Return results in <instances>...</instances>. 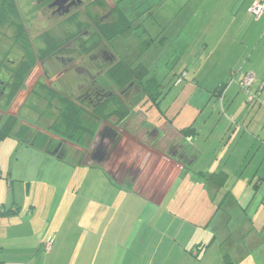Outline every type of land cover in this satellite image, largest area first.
Here are the masks:
<instances>
[{"label":"rangeland","instance_id":"1","mask_svg":"<svg viewBox=\"0 0 264 264\" xmlns=\"http://www.w3.org/2000/svg\"><path fill=\"white\" fill-rule=\"evenodd\" d=\"M15 1L18 15L15 16L14 14L11 18L22 17L24 25L29 31L26 34L29 36L32 46L38 49L47 47L46 39L48 37L44 35L47 30L60 33L65 24L74 30L73 23H66V18L60 17L58 12H52L53 9H49L46 2H39V0ZM85 1L87 2L88 0ZM114 1L107 0L108 7L113 5ZM188 1L165 0L162 3L164 4L162 7H154V9L156 8L155 13L137 9L139 6H134L137 3L133 4V7L132 5L130 6L132 2H129V7L126 6L129 11H125V13L128 14L132 23L139 28L119 36L114 42L117 53L124 60L129 63L142 62L148 67V77H156L159 81L165 82L167 86V91L158 104H136L132 114L127 117L128 122L115 126L117 130H124L120 141L123 153H121L122 155L117 162L119 160L121 162L125 160L133 161V163L137 161L139 165L143 164L145 159L139 154L142 147L136 142L132 144L128 140L126 133H135L134 136L138 142H145L147 145L157 147L159 151H164L165 153L172 146L178 151L183 148V152L186 153L187 143L198 142L202 144V147H200L202 155L195 166L191 169H184L163 203L158 205L150 204L132 194L129 214H123L126 217V221H123L122 226L123 233L116 237V240H119L118 244L122 243L121 241L124 239H128L131 242L129 241L130 243L124 246L125 249L123 246H121L119 251H114L113 249L114 253L110 254L112 256L110 258L114 264L124 260L134 262L138 259L147 263L158 264L163 255V250L168 255L173 256L176 252V249H173L174 245L179 244L180 238L186 237L185 242L188 243L191 240L188 249L201 240L210 242L206 250L202 251L203 253L200 254V257L187 249L186 255L190 257L188 258V264H227L224 258L227 253L231 257L230 260H233L231 264H249L250 262L264 264V236L260 230L264 221V207L257 206L258 196L254 197L253 187L251 184L246 183L251 178L246 169L247 166H245L250 162L259 164V157L264 149H259V145L262 144L260 141L255 146H252L250 141H246L245 137L241 136L243 130L240 127L236 130L232 126L228 130L225 123L218 127L214 126L216 113H220V108L215 109L213 107L214 99L212 100L213 102L209 100L210 95L200 87V84L196 85L194 82L195 73L199 70L204 72L206 69V54L201 53L196 59L190 60V51L185 52V48L189 46L188 37L186 36L189 31L188 23L186 22L183 25H178L177 23V16H180L181 11H185L184 6ZM193 1L198 4L201 0ZM86 2H83L82 7L78 9L81 13L79 15L81 19H87V14L84 10ZM89 9L101 14L107 12L106 8L100 9L97 5H92ZM184 15L185 12H182L181 16ZM143 29L153 39L148 44L144 43L145 41L139 37ZM16 31L17 29L15 30L13 26L8 28L10 34H15ZM6 42L5 45L7 46L12 44L9 41ZM68 42V39H66L65 43ZM108 49L114 52L110 46ZM47 54H40L42 58L46 59L45 68L50 70L52 78L66 91H75L78 87V91L84 92L86 87L97 85V80L102 79V76L105 78L106 63L100 59L99 56L101 55L97 54V56L94 53L85 55L74 51ZM60 54L63 57L74 56L76 59L69 61L63 66L57 59ZM37 58L36 54L32 57V59ZM39 60L41 59L34 60V66L27 76L26 83L29 87L40 76L42 80L48 82V79L44 76L43 66L37 64ZM76 67L81 69V73L75 70ZM82 67L88 68L92 74H89ZM182 72L187 73L186 77L182 82L176 83ZM59 75L61 77L57 79L56 77ZM58 80L60 81L58 82ZM83 92H80V94ZM102 92L104 91L102 90ZM130 92L131 96L129 97L132 98L136 91L132 89ZM27 94L28 88L23 92L20 91L18 102L23 101ZM244 95L247 100V95L245 93ZM27 104L35 108V114H30L32 118L46 109L50 117L49 121L52 122L55 112L49 107L48 102L46 103L44 100L43 105L40 99L32 96ZM244 105L245 108L251 106L248 107L250 108L248 109V115L251 117L255 115L257 107H254L259 104L255 102L253 106L251 103L247 105L244 102ZM211 111H216V113L210 115ZM106 119L103 123L109 124L116 120L115 116ZM145 120H148V122H146V126H143L141 123ZM46 122L48 123V121ZM164 124L181 127L194 124L198 129L199 135L196 138L193 137L194 135H190L186 137V141H183V143H181V140L174 143L175 136L171 130H166L164 136H156L152 133L153 129L147 128L148 125L161 128ZM253 127H255L254 123ZM259 133L261 134V131ZM14 137L13 134L9 135L0 144L1 168L5 174L11 171V180L15 183L19 205H25V210L27 211L31 206L35 207L34 211L29 214L31 217L28 220L30 229L26 224L28 231L32 230L36 231V233H42V236H48L50 233L55 234V231L66 232L67 235L69 231L74 235L75 232H80L82 227H88L90 220H83L82 224V214L77 211L78 207L88 197L87 188L91 184L89 178L84 176L83 168L72 166L59 158L41 152V150L39 151L19 141L16 142L17 140L15 141ZM85 137L91 139V134ZM261 138L263 137L261 136ZM99 142L100 138L95 146ZM217 143L220 144L217 145L218 149L216 150ZM73 157L74 154L70 157V161L73 160ZM112 157L110 166L114 164V159L116 158L114 155ZM155 159L157 160L155 155L151 157L148 164L149 167L151 164L153 165ZM163 161L164 157L161 162ZM213 165L226 166L230 169V171L226 170L228 172L226 185H220L218 188L214 186V189H212L211 184L208 185L205 182V176L202 175L208 174V169ZM149 167L148 171L152 168ZM159 168L164 169L163 166L157 165L153 175L158 173ZM113 169L115 170L116 168ZM236 169L240 171L237 172ZM242 170L244 171L241 172ZM98 171H101L98 172L100 181L102 179L109 181V176H106L101 168ZM141 180L143 181H139V183L144 182V179ZM244 183L247 185H242ZM107 191L105 190L103 193L106 196L105 198H108L107 201L118 197L117 195H110L112 193L111 190ZM252 197H254V201L250 204L251 206L245 207L248 206V202L251 201ZM90 201L93 207L97 208V216L99 213H103L102 209L97 207L93 200L90 199L88 203ZM128 202L129 200L125 199L126 205ZM252 207L258 209L257 216L260 215L259 220L257 218L251 219V217L255 216L257 210L253 215L248 214ZM22 214L26 216L24 210H22ZM87 215L89 218L91 212L85 216ZM245 227L250 228V230ZM115 229L122 231L119 226L115 227ZM237 231L257 232L253 235L255 237V245L253 246L255 251L250 249L249 253L242 251L244 246L236 234ZM214 234L216 236L211 242V236ZM64 236L66 235L64 234ZM50 237L51 235L38 249L41 256H47L50 252V250L47 251L45 248ZM63 239L64 242H62V248L57 258L62 259L65 255L67 261L71 256V250H65V243L67 244L70 238L66 236ZM129 245L134 246L130 248ZM156 248H160V252L152 262V256L147 249L154 251ZM97 255V262L103 264L102 256L104 252L99 251ZM175 259L180 260L181 257L176 256ZM38 260L39 257L35 254L34 261L37 262ZM105 260L107 261L106 258ZM34 261L33 263L35 264ZM50 262L59 263L60 261L52 259ZM84 262L86 263V261ZM182 263L185 264L186 261H182Z\"/></svg>","mask_w":264,"mask_h":264},{"label":"crops","instance_id":"2","mask_svg":"<svg viewBox=\"0 0 264 264\" xmlns=\"http://www.w3.org/2000/svg\"><path fill=\"white\" fill-rule=\"evenodd\" d=\"M163 1L165 0H121L120 6L124 12H127L129 9L126 8V6L129 7V2H132L130 6L137 3L134 5L139 6L137 9H144V11L155 13L156 8L154 9V7H162L164 5L162 4L164 3ZM83 2L86 1L83 0ZM138 3L140 4L138 5ZM252 3L253 0H201L200 3L196 4L193 0H189L184 6L185 11H181L180 16H177V23L178 25H183L186 22L188 23L189 31L186 36L188 37L189 46L185 48V52L190 51V60L196 59L201 53L206 54V69L204 72L199 70L195 73L194 82L196 85L200 84V87L205 90L208 95H210L209 100L212 101L214 99L213 107H215V109L220 108V113L218 114L216 111L210 112V115L216 113L214 126L218 127L219 125L225 123L228 130L232 128V126L236 130L240 127L243 130L241 136L245 137L246 141H250L252 146L258 145L260 141L262 144L259 145V149H264V147H262L264 146V13L260 16H254L248 13V7ZM81 7L82 5L78 6L76 9ZM182 12H185L184 16H181ZM68 16L69 15H67L65 11L60 14V17L62 18H67ZM138 28L139 27L136 26L134 29ZM134 29L124 34H128ZM118 37L119 36L113 40L114 48H116L114 42ZM139 37L142 38L143 41L145 40L144 43H147V40L151 38L145 29L140 32ZM82 68L89 74H92L89 72L88 68ZM78 73H81V71ZM244 73H252L255 76V82L252 86V90L258 94V101L256 104L259 105L254 107H257L255 109V115L251 117L248 115V109H250L248 107L251 106L245 108L244 105V102H246L247 105L250 103L247 102L244 93L239 87V80ZM225 81H228V83L221 96L214 94L217 86ZM29 100L30 98L26 100L27 103ZM252 104L253 106L255 105V103H251V105ZM29 112H31V114H35V108L33 106H29ZM40 113L41 112L38 114ZM47 117L48 118L40 121L41 124L44 123L43 125L37 124L39 123V121L36 123L37 120H30L34 121L33 123L35 125L33 123L31 124L30 121H19L15 131L18 129L19 125L23 124L26 125L25 127H30L32 133H37L38 130H40L38 129V126L49 128V125L54 119L50 122L48 114ZM46 121H48V123ZM2 122L3 119L0 120V125ZM146 122H148V120L143 121L141 124L146 126ZM253 123L255 127H253ZM100 127L97 129L95 134L90 133L91 139L86 137L85 145L77 144L52 132H46L48 137L41 141L42 144L57 145L58 150H60L63 155H67L68 160L67 158H61V156H58L56 152L51 153L45 149L36 147L33 144L21 140L15 133L13 134L15 136V141L17 140L16 142L19 141L23 144H27L32 148L39 151L41 150V152L49 156H54L59 158L61 161L63 160L64 162L70 163L72 166H80L83 168L82 170L84 176L89 178L91 184L87 188L88 197L78 207L77 211L82 214V224L83 220L86 219L90 220V223L88 225L89 228L84 226L80 232H75L74 235L69 231L68 235L66 232L60 233L55 231V234L50 233L48 236H42V233H36V231L32 230L28 231V220L31 218L29 214L34 211L35 207L31 206L27 211L25 210V205H19L15 190V183L11 180V171H8L7 174H5L1 168L2 165L0 161V264H34L33 261L35 254L39 257L37 262L34 261L35 264H99L96 259L99 251L102 253L104 252V255L102 256L103 264H114L113 260L110 258L112 257L110 254L114 253L115 250H121V246L124 248V246L131 242L128 239H124L121 241L122 243L118 244L119 240H116V237L118 235H122L123 233V221H126V217L124 215L129 214L132 194L150 204L158 205L163 203L172 189L173 184L179 178L184 169H191L195 166L196 162L202 155V150L200 148L202 147V144L198 142L187 143L186 153L183 152V148L178 151L174 148V146L169 148L165 153L164 151H159L157 147L147 145L145 142V144L140 141L138 142L134 136L135 133H126L128 140H130L132 144L136 142L140 145V147H142L139 154H141L140 156L145 159L143 164L139 165L137 161L133 163V161L125 160L121 162V160H119L117 162L122 155L121 153H123V148L121 146L117 149L116 147L114 148L113 141L116 138L117 133H113L111 130H106V132L102 134L100 142L98 143L99 145L101 144L100 146L103 145V148L106 149V151L101 152L102 148H100L101 150L97 151L91 161L93 164L90 162L89 164L75 163V160H78L84 152L90 151L96 147L95 145L100 138ZM183 127L171 126L170 124H164L161 128H155L152 125L147 126V128L157 131H154L153 134L156 136H164L166 130H171L172 134L175 136L173 140L174 143L178 140H181V143L186 141V138L182 136L179 131ZM259 131H261V134ZM123 134L124 130L122 131V136ZM197 135H199L198 129L197 133L193 137L196 138ZM260 135L263 138H261ZM32 137L33 135L30 138ZM198 138L200 137L198 136ZM219 144L217 143L216 146ZM217 149L218 146L216 147V150ZM190 150L192 154L197 152L198 158L191 166H186L182 163V160L185 155L190 157ZM72 154H74L73 160L69 161ZM112 155L116 157L114 159V164L112 165L113 168H116L115 170L112 166H110V161L113 158ZM154 155L157 157V160L155 159L153 165L151 164L149 167V160ZM86 157L88 158V156ZM163 157L164 161L161 162ZM157 165L163 166L164 169L159 168L158 173L153 175ZM245 166H247L246 169L251 178L249 181L246 180V183L251 184L253 187L252 191L254 190V197L258 196L257 206L264 207V151L259 157V164L250 162ZM118 167H121V169L117 170ZM148 167H152L150 171L147 170ZM100 168L105 172L106 176H109V181L104 179H102V181L99 180L98 172L101 171H98V169ZM226 170L230 171V169L226 166L222 167L219 165H213L208 169L207 173H216L218 171L225 172L228 178V172ZM236 171L239 172L240 170L236 169ZM243 171L244 170L241 172ZM134 173H136L135 178L132 177ZM208 174H202L205 176V182L208 185L211 184L212 189H214V186L218 188L220 186L218 185V182L210 177L212 173ZM141 179H144V182L139 183V181H143ZM226 183L227 180L224 185H226ZM246 183L242 185H247ZM105 190H111L112 193H110V195L113 194L118 197L115 198V196H113V198H115L114 200L107 201L108 198H105L106 196L103 194ZM254 197H252L251 201L248 202V206L245 207L251 206L250 204L254 201ZM90 199L94 201L97 207L102 209L104 214L99 213L97 216V208L93 207L91 201L88 203ZM125 199L129 200L127 205L125 204ZM22 210H24V213L26 212V216L22 214ZM90 212L91 215H89V218L88 215L85 216ZM254 213L255 216H250L251 219L253 220V218H257V220H259L260 215L257 216L258 209L252 207L248 214L253 215ZM118 226L122 229V231L115 229V227ZM246 229L250 230V228ZM260 230L264 236V221ZM256 233V231L236 232L240 241L243 243L244 248L242 247V251L245 253H249V249L255 251L253 248L255 245V237L253 235ZM64 234L67 238L71 239L68 240L67 244L65 243V250H71V256L67 261L65 255L62 259L57 258V255L62 248V242H64L63 237H66ZM50 235L54 237L50 248H47V243L45 245L46 250H50V252L47 256H41L38 249H40L43 242ZM215 236L216 234L211 236V242ZM185 239L186 237H182L180 238V241L177 240L179 244L177 243L178 245H174L173 249H176V252L173 256L168 255L165 253V250H163V255L158 261V264H184L182 261H186L185 264H188V258L190 257H187L186 250L188 249L191 240L187 243L184 241ZM200 242L208 243V245L210 243L204 240H201ZM199 243H196L192 247L194 248L193 252L195 254L197 253L195 251V246ZM132 246L129 245L130 248ZM192 248L188 250L190 251ZM206 248L207 246L203 250H206ZM159 249L160 248H156L154 251L147 249L152 256V262L154 261L156 255L160 252ZM202 251H200L201 253H198L199 257L200 254L204 252ZM227 254L224 255L226 263L228 264L229 261H231L229 264L233 263V260H230L231 257L229 254V261L227 260ZM176 256H180L181 259L176 260ZM52 259H56L60 262H50ZM84 261H86V263ZM117 264L153 263H147L138 259L134 262H127V260H124L123 262H118ZM249 264L256 263L250 262Z\"/></svg>","mask_w":264,"mask_h":264},{"label":"trees","instance_id":"3","mask_svg":"<svg viewBox=\"0 0 264 264\" xmlns=\"http://www.w3.org/2000/svg\"><path fill=\"white\" fill-rule=\"evenodd\" d=\"M120 2L121 0H115L114 4L109 5L108 7L107 0H88L84 7L87 19H81L79 16L81 13L79 11L71 13L66 18V23H73L74 30L70 29V26L67 24L64 25L60 33L47 30L44 33V35L48 37V39H46L47 47L45 48H33L27 37L28 41L26 44L29 56L27 55L28 60L23 63L22 69L17 73L16 89H20L24 86V81L27 79L30 70L34 66V60L36 61L38 58L44 59L40 55L41 53L47 54L48 52V54H50L74 51L75 53L80 52L85 55L93 53L101 55V53L104 52L103 54L109 58V60L106 58V60L103 61L106 63V70L104 72L105 78L102 76V79L100 78L97 80V85L94 84L91 87H86L87 90L85 88L84 92L80 90L78 91V87L75 91H66L64 88L62 89L59 84H54L52 86L42 84V88L35 89V97L40 99L43 105L44 100L46 103L48 102L49 107L55 112L53 115L55 118H53L54 120L49 125L48 129L52 133L60 135L77 144L85 145V136L90 133L95 134L97 129L101 126L100 139L106 130H111V132L117 133V136L113 141V146L117 149L121 146L120 141L122 138V131L117 130L115 126L126 124L128 121L127 117L129 114H132L136 104H158L167 91L165 82L159 81L156 77L147 76L149 70L145 64L142 62H127L117 53L116 48H114L113 40L117 36L136 28L129 16L124 10H122ZM92 5H97L100 9L106 8L107 12L101 14L100 12L89 9ZM14 14L18 15L16 1L0 0V32H2V34H4L3 32L9 28V24H12L10 26H16L15 24L13 25L11 18ZM16 29L23 32L22 34H26L24 32V24L21 21H19ZM66 39H68L69 42L72 41L75 46H69V42L65 43ZM152 40V38H149L146 44L150 43ZM109 46L114 52L108 49ZM35 54L38 58L32 59ZM183 74H185V76H183L184 79L186 77V72H182L179 78L182 77ZM183 79L180 82H182ZM228 81L220 83L215 89L214 94L221 96ZM177 82L178 81H176V83ZM132 89L136 91V94H133L132 98H130V91ZM102 90L104 92H102ZM80 92L83 93L80 94ZM257 101L258 100H255L254 102L249 103H255ZM44 111H46V109H44ZM45 114H47V112H45ZM112 116H115L116 120L110 122L109 124L111 125L103 123L104 120H107L106 118ZM18 122L17 118L10 116L0 125V143L7 136L15 133L25 142L45 149L51 153L56 152V154L63 159L67 158V155H63L61 151L58 150L57 145L42 144L41 141L48 137L47 133L40 131L32 133L31 128L25 127L26 125L24 124L19 125L18 129L15 131ZM154 131L156 130L153 129V134ZM179 131L185 138L197 133L194 124L185 126ZM32 135L33 137L30 138ZM100 145L98 144V146L90 151L84 152L78 160H75V163H91L94 155H96L100 148L105 151L103 145ZM86 156H88V158ZM197 158V152L193 154L191 152L190 157H187L186 155L184 156L182 163L186 166H191ZM119 169H121V167L117 168V170ZM135 175L136 173H134L132 177L135 178ZM210 177H212L213 180H216L218 185H224L227 180L225 172L212 173ZM207 245L208 243L200 242L196 245V254L193 252L194 248L190 251L198 256V253ZM228 257L229 255L227 254L226 258L229 261ZM230 262L231 261H229L228 264Z\"/></svg>","mask_w":264,"mask_h":264},{"label":"flooded vegetation","instance_id":"4","mask_svg":"<svg viewBox=\"0 0 264 264\" xmlns=\"http://www.w3.org/2000/svg\"><path fill=\"white\" fill-rule=\"evenodd\" d=\"M46 2L47 7L49 9H53L52 12L54 13H62V11L67 9L68 11L66 12L67 15H70L73 12L79 11L76 9L78 6L82 5L83 0H69L62 9L59 10L58 6H51L52 3H54L55 0H39V2ZM55 10V11H54ZM64 10V11H65ZM63 11V12H64ZM17 16V14L15 15ZM13 25L15 24L16 26H13V28L16 30L18 27L19 21H21L23 24L22 17L18 16L15 18H12ZM9 24V27H11ZM24 32L27 33L28 28L24 25ZM0 32V120L3 119L2 124L5 122V120L13 116L18 119V121H30V120H37L36 123L43 119L48 118L47 114H45L46 111H41L40 114L34 116L33 118L31 117V112H29V105L27 104V101L30 97L35 96V89L37 88H42V84H47L49 86H52L54 84H57V81L52 78V75L50 73V70L45 68V63L46 59H41L37 62V64H41L44 68V76L46 79H48V82L45 80L41 79V76L35 80V82L29 87L27 86V79L24 81V86L20 89H16V83H17V73L22 69L23 63L28 60V50H27V41L30 38L27 34H22L23 32H20L18 29L15 34H10L8 32V29L3 32ZM28 37V39H27ZM9 41L12 44H9L8 46L5 45ZM32 41V40H31ZM31 44V42H30ZM32 46V44H31ZM69 46H75L73 42H69ZM33 48L35 46H32ZM104 52L101 53L100 59L106 60V56L103 54ZM14 54V55H13ZM28 55V56H27ZM72 58V59H70ZM57 59L59 60L61 65H65L69 61H72L73 59H76L74 56H65L63 57L62 54L57 56ZM109 60V58H107ZM81 68V67H80ZM76 71H81L78 67L75 69ZM83 71V69H82ZM61 77L60 75L56 77L59 79ZM59 81V80H58ZM28 88V94L25 97V99L21 102H18V95L20 91H25ZM31 118V119H30ZM31 124L34 121H30ZM34 124V123H33ZM35 125V124H34ZM40 130L38 132H51L48 128L46 127H41L38 126ZM101 150V149H100ZM106 151V149H105ZM103 149L101 152H105Z\"/></svg>","mask_w":264,"mask_h":264},{"label":"built area","instance_id":"5","mask_svg":"<svg viewBox=\"0 0 264 264\" xmlns=\"http://www.w3.org/2000/svg\"><path fill=\"white\" fill-rule=\"evenodd\" d=\"M264 12V0H253V3L248 7V13L254 16H260ZM180 77L177 81L180 82L183 79ZM234 79V78H233ZM255 82V76L252 73H246L239 80L240 89L247 95L248 102H254L258 100V94L252 90V86ZM264 101V100H263ZM54 237L51 236L47 242V248H50Z\"/></svg>","mask_w":264,"mask_h":264},{"label":"water","instance_id":"6","mask_svg":"<svg viewBox=\"0 0 264 264\" xmlns=\"http://www.w3.org/2000/svg\"><path fill=\"white\" fill-rule=\"evenodd\" d=\"M69 0H55L54 3L51 4V6H58L59 7V10L62 9L63 10V6L64 4H66ZM65 10V9H64ZM63 10V11H64ZM62 11V13H63ZM68 10L66 9L65 12H67Z\"/></svg>","mask_w":264,"mask_h":264}]
</instances>
